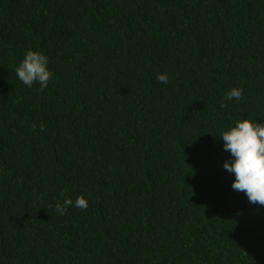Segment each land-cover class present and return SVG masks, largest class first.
I'll return each instance as SVG.
<instances>
[{
	"label": "trees",
	"instance_id": "obj_1",
	"mask_svg": "<svg viewBox=\"0 0 264 264\" xmlns=\"http://www.w3.org/2000/svg\"><path fill=\"white\" fill-rule=\"evenodd\" d=\"M239 119L264 123V0H0V264H264L223 168Z\"/></svg>",
	"mask_w": 264,
	"mask_h": 264
},
{
	"label": "clouds",
	"instance_id": "obj_2",
	"mask_svg": "<svg viewBox=\"0 0 264 264\" xmlns=\"http://www.w3.org/2000/svg\"><path fill=\"white\" fill-rule=\"evenodd\" d=\"M48 57L35 50H27L19 64L15 67V74L23 85L31 88L34 84L39 85L43 91L54 78L48 69ZM156 80L167 84L168 76L157 73ZM243 96L242 88H232L224 94L225 101L235 100L239 102ZM227 103H221V108H227ZM33 130L37 125L32 124ZM41 132L46 126L39 125ZM223 140V150L230 153V160L223 163V168L233 174L231 188L237 192H243L251 204L264 206V123H258L254 119L236 120L234 126L223 131L220 136ZM63 195V193H62ZM48 207H52L51 204ZM69 207H76L82 211L87 210L88 202L83 196H78L75 201L64 196L63 201H57L55 210L64 215Z\"/></svg>",
	"mask_w": 264,
	"mask_h": 264
}]
</instances>
